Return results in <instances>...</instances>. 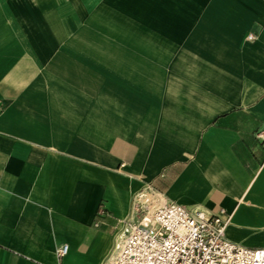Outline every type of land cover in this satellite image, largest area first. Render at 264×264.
I'll return each mask as SVG.
<instances>
[{
	"label": "crops",
	"instance_id": "obj_1",
	"mask_svg": "<svg viewBox=\"0 0 264 264\" xmlns=\"http://www.w3.org/2000/svg\"><path fill=\"white\" fill-rule=\"evenodd\" d=\"M147 189L264 247V0H0V264H102Z\"/></svg>",
	"mask_w": 264,
	"mask_h": 264
},
{
	"label": "built area",
	"instance_id": "obj_2",
	"mask_svg": "<svg viewBox=\"0 0 264 264\" xmlns=\"http://www.w3.org/2000/svg\"><path fill=\"white\" fill-rule=\"evenodd\" d=\"M230 216L222 207L159 203L152 190H141L133 196L114 250L102 264H264V247L227 239ZM66 251V244L57 250L59 256Z\"/></svg>",
	"mask_w": 264,
	"mask_h": 264
}]
</instances>
